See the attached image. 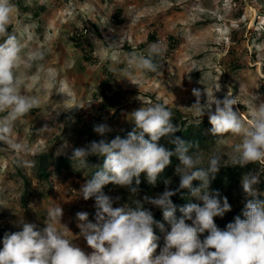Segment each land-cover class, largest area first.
I'll return each mask as SVG.
<instances>
[{
    "label": "rangeland",
    "instance_id": "rangeland-1",
    "mask_svg": "<svg viewBox=\"0 0 264 264\" xmlns=\"http://www.w3.org/2000/svg\"><path fill=\"white\" fill-rule=\"evenodd\" d=\"M13 3L18 11L9 31L15 30L26 40L28 50H41L45 58L29 70L27 82V89L40 96L41 106L18 120L14 127L15 139L23 142L28 151L17 154L0 142V249L6 233L22 230L18 224L21 216L26 222L43 227L46 210L52 204L61 205L62 223L74 235L79 233L76 212L87 211L94 222V198L84 200L79 194L90 170L74 164L59 171L52 164L60 156L70 157L74 149L98 141L101 136L94 132L95 125L109 126L111 131L104 135L108 139L112 133L132 130L134 125L128 115L133 110L157 102L172 110L178 119L176 125H192L196 118L190 108L195 103L194 88L202 92L205 88L213 90L221 99L231 88L242 102L234 106L241 110L242 118H247L245 105L253 94L264 101V0H13ZM77 34L83 47L75 45L73 36ZM150 35L155 39L151 41ZM155 42L165 47L161 70L155 76L148 73L138 77L137 85L118 80L122 77L112 69L125 67L126 54L145 52ZM113 51L119 53L118 64L111 60ZM85 54L93 59L86 60ZM105 70L111 73L112 91H102V79L110 76ZM217 83L218 92L214 89ZM112 92L120 97L114 106L106 99ZM204 99L206 96L202 97V103ZM201 123L208 124L204 132L210 138L205 156L217 147L230 153L237 138L226 134L225 142L217 144L218 137L212 135L208 117L204 116ZM42 155L51 161V177L47 180L37 178ZM24 160L34 162V167L25 166ZM224 167H235L243 174L233 188L222 190L231 211L222 218H214L223 221L220 229L226 228L224 220L228 214L246 202L241 186L245 174H260L255 187L259 198L264 199V172L259 164L221 168ZM179 181L174 172L168 188L176 189ZM106 194L120 197L114 207L133 199L130 194L118 191ZM194 202L199 200L194 197ZM145 207L152 212L159 210L150 204ZM74 242L85 252H91L82 237Z\"/></svg>",
    "mask_w": 264,
    "mask_h": 264
},
{
    "label": "clouds",
    "instance_id": "clouds-1",
    "mask_svg": "<svg viewBox=\"0 0 264 264\" xmlns=\"http://www.w3.org/2000/svg\"><path fill=\"white\" fill-rule=\"evenodd\" d=\"M17 11L13 0H0V142L22 154L28 149L15 139L14 127L18 120L41 106L40 96L27 89V82L29 70L44 60L45 53L28 50L26 40L15 30L9 31ZM164 54V45L155 42L145 52L126 54L125 67L112 70L119 72L122 78L118 80L137 85L138 77L159 72L158 59ZM111 60L120 63L119 53L113 51ZM214 89L220 91V84ZM192 95L194 124L199 125L207 116L212 135L218 137L217 144L225 142L226 134L237 138L230 153L217 147L205 156L198 145L174 137L181 129L173 123L174 114L165 104L142 105L128 115L134 127L125 138L117 136L111 142L94 140L73 151L72 160L79 169L90 166L89 156L104 158L102 165L92 166L96 170L79 189L84 200H95L94 222L87 211L76 212L77 236L62 223L64 212L60 204L47 208L43 227L26 222L21 216L18 224L22 230L3 237L0 264H264V199L259 198L255 187L260 174L250 172L243 176L241 186L246 202L242 214L225 229H220L214 218H222L231 211V205L227 197L209 191L210 177L214 179L223 166L244 167L254 163L264 172V101L253 94L245 105L247 118H242L241 110L234 109L242 102L231 88L222 99L206 88L203 92L194 88ZM93 130L101 137L111 131L106 124H97ZM161 138H167L174 150L160 144ZM173 155L179 159L175 169L180 177L179 186L170 190L167 187L170 181H165L162 193L136 199L141 174L145 173L148 184L155 186ZM22 163L34 167V162ZM193 181H200L199 186L193 187ZM110 183L127 188L133 199L114 207L120 197H111L103 191ZM185 189L202 204L180 207L182 216L177 218V206L171 198ZM145 204L162 211L170 231L154 219ZM154 228L165 233L163 247H159L160 238ZM204 233L207 235L201 239ZM80 237L91 252H85L74 242Z\"/></svg>",
    "mask_w": 264,
    "mask_h": 264
},
{
    "label": "trees",
    "instance_id": "trees-1",
    "mask_svg": "<svg viewBox=\"0 0 264 264\" xmlns=\"http://www.w3.org/2000/svg\"><path fill=\"white\" fill-rule=\"evenodd\" d=\"M77 36L78 34L73 36L75 45L78 47H83L80 44L79 36L78 37ZM149 39L152 41L155 38L153 35H150ZM85 55H86L85 57L86 60L93 59L91 55H87V54ZM158 63L161 65L159 69L160 71L162 68V58L158 59ZM105 74L106 75L109 74L110 76L102 79V84H103L102 91H106V90L112 91L111 73L105 70ZM149 74L155 76L157 73H149ZM262 93L264 94V90H262ZM106 99L109 101V104L111 106H114L115 104H117V102H119L120 97L117 92H112L110 95L106 96ZM31 112L33 113L35 111L32 110ZM177 122H178V119L174 118L173 123L176 125ZM207 125H208L207 123H200L199 125L192 124L189 126L181 125L179 126L181 130L176 132L174 134V137H180L186 143H190L192 145H198L201 150H204L207 148L210 142L209 136L206 135V133L204 132V129ZM130 131L131 129L128 131L122 132V133H114V134L112 133L109 135L108 139L103 136V137H100L99 140L105 139L106 142H111V140H113L117 136H120L121 138H125L127 136V133ZM159 143L169 149L174 150V145L169 144L167 138H161ZM191 150H194V149H190V151ZM47 157L48 156L42 155L39 159V165L37 166V178L38 179L47 180L51 177L52 169L49 167V164L51 161L49 160V157L48 158ZM103 159H104L103 157H97V156L88 157V163L90 166L86 170H90L89 179L91 178L92 173L96 170L92 166L102 165ZM170 161L171 163L159 175L155 186L148 184L145 173L141 174L140 176L141 183L139 185V192L136 196H145V195L156 196L157 194H160L165 190V187H166L165 181H171V178L174 175L175 169L179 164V159L175 155H173L170 158ZM74 164L75 163L72 160V156L69 157L68 155H62L58 158L57 162L52 165L55 166V170L62 171V170L70 169ZM242 174L243 172L238 170L235 167L220 168L219 172L215 174L214 179L210 177L211 183L209 186V191L213 193L219 192L221 198L226 197V195L223 192H226L227 190L233 188V183L237 181ZM228 177H230L231 179L229 180ZM199 184H200V181H193V187H198ZM222 190L224 191L222 192ZM103 191L105 192V194L110 191H118L123 194L125 193L130 194L127 188L120 187L112 183L104 186ZM171 199L173 200V203L177 206V211L175 213L177 218H180L182 216V213L179 211L180 207H183L189 203H195L194 197L191 195L190 191L187 189L182 190L180 193H177V195L173 196ZM198 204H202V202L199 201ZM243 208H244V205H241V207H238L237 209L229 213L228 217L224 220L226 225L230 222H233L234 218L237 215H241ZM152 213L154 215L155 220L163 223L165 225L166 230H170V225H168V223L164 221L162 211L160 209ZM215 223L217 224L218 227L223 226V221L215 220ZM154 231H155V234L160 238L158 241V244L159 246H161L162 244H164L165 233L161 232L159 228H154ZM206 235L207 233L202 234L201 239H203L204 236Z\"/></svg>",
    "mask_w": 264,
    "mask_h": 264
}]
</instances>
